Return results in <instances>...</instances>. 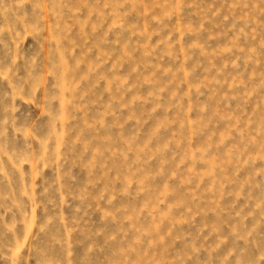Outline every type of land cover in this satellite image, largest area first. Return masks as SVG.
I'll return each instance as SVG.
<instances>
[{
    "label": "rangeland",
    "instance_id": "obj_1",
    "mask_svg": "<svg viewBox=\"0 0 264 264\" xmlns=\"http://www.w3.org/2000/svg\"><path fill=\"white\" fill-rule=\"evenodd\" d=\"M0 264H264V0H0Z\"/></svg>",
    "mask_w": 264,
    "mask_h": 264
}]
</instances>
